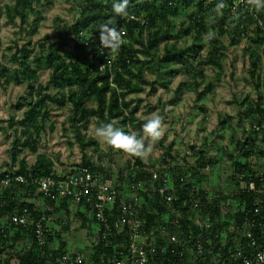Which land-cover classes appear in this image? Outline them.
<instances>
[{
  "label": "trees",
  "instance_id": "obj_1",
  "mask_svg": "<svg viewBox=\"0 0 264 264\" xmlns=\"http://www.w3.org/2000/svg\"><path fill=\"white\" fill-rule=\"evenodd\" d=\"M219 1L232 2V0H212L207 4L206 0H129V15L124 17L116 16L112 12V5L118 0H79L76 3L78 14L74 21L62 24L61 29L56 30L57 39L54 41L43 40L36 45L32 44L31 40L22 44L15 42L11 57L18 63V66L12 68L0 60V85L10 82L16 84L27 82L28 92L23 96V102L16 106L18 108L26 107L22 117L17 119L13 116L7 121V126L0 125V131L7 133L12 130L14 133L11 165L19 164L18 168L0 172V219L7 218L10 214L20 211L26 206L31 210L35 219H39L43 213L51 217L56 209L65 208L68 210V205L74 203L69 198H62L55 203L49 198H44L42 193L37 195V186L30 183V176H45L55 171L54 160L38 151L47 121H50V102L60 106H65L68 103L71 105L69 120L75 129V137L80 149L85 153L82 165L90 167L100 177L111 180L113 175L103 170L104 167L101 163L96 165L87 156V149L89 147L99 149V143L94 137L86 136L83 129L91 119L95 118L97 126L100 123L117 121L118 127L129 132V124L134 123L136 119L137 107L131 108L129 115L125 113L126 108L132 102V100L126 99V95L129 91L143 89L145 71L141 64H147L155 73L159 70L171 77L178 72V69L174 68L175 61L183 63L181 61L184 59H190L191 62H187L185 69L192 76V87L196 92V99L202 101L215 88L212 81L205 82L204 67L211 63L221 67L219 60L225 55L227 48V45H220L217 36H210L211 44L208 51L210 62L198 60L202 56L204 47L201 38L203 34H208L211 28L220 35L227 33L231 44L238 43L240 38L246 36L253 46L260 44L263 47L261 53L264 56V7L259 9L255 7L252 11L245 6H239L236 11L225 7L215 11L216 2ZM51 3V0H15L13 5H1L0 3V18L5 14L8 23L21 27V31L26 34L29 33V29L24 27L31 26L34 29L35 23L40 19L38 11H35L37 4L51 5ZM188 10L190 11L188 12L189 20L184 23L185 25L178 26L173 22L172 18ZM30 14L34 16L31 22H29ZM17 17L20 19L19 22L16 21ZM108 19H114L112 27L121 32L123 39L128 38L131 41L124 42L116 53L101 48L99 41V25ZM192 32L195 36V41L192 44L179 47L175 42H164L161 49L160 44L163 40L179 34L189 35ZM1 46L0 37V48ZM13 48L9 47L8 49L12 50ZM140 54H144L146 60H142ZM2 55L5 56V54ZM262 55L254 51L250 52L249 74L254 83L257 97L252 99L247 96L240 103L243 109L240 111L238 124L244 134L239 136L238 132H235L237 129L232 126L233 124L231 122L227 124L228 120L234 119V117L228 116V120H221L224 129L217 130L219 131L217 135H226L223 131L228 127L231 128L229 135L231 139L228 145H221L219 154H211L209 145L205 142L201 147L196 144L189 147L191 152L189 150L185 156L192 157V161L184 162L183 159L181 162L180 154L173 146L165 148L159 162H153L150 165L144 160L136 158V163L140 167L159 165V168L156 169L159 178L155 182V187L158 188L162 184L164 176H169L177 195L182 198L197 197L199 194H204L206 188H209L207 183H209L210 177L207 170L219 165L224 159L233 170L229 178L236 191L242 181L256 180L257 183L260 181L259 174L262 172L261 174L264 176V171L257 169L255 165L257 159H264V68H262L263 62H261ZM101 65H105L103 70L100 69ZM45 66L52 71L49 80L46 83L38 82L40 70ZM134 76L138 77L139 83H134ZM157 83L158 81L151 83L152 92L157 91ZM164 83L167 84L168 81ZM184 86V82L180 83L164 105L177 104ZM81 87L82 91L79 90ZM51 89L56 91L51 92ZM92 100L96 103L95 107L88 105ZM201 108L206 110L204 106ZM244 118H248L250 121V128L247 131H245L243 123ZM20 126L21 129H19ZM51 127H54L53 124ZM27 149L36 153L33 163H29L25 157L20 158V155ZM136 172L139 178H150L153 175L143 168ZM17 174L24 175L28 181H16L14 176ZM7 176L11 177L12 181L4 186L1 181ZM121 179L122 176L119 175L113 183L119 186ZM125 182L128 187L131 179ZM123 183L122 180L120 190L123 188L121 185ZM193 187L200 191L194 192ZM215 192L224 198L228 196L220 188ZM238 192L235 194L238 201L244 200L251 204L254 192L243 188ZM142 196L144 205L162 209L157 191L149 190V192H143ZM35 197L46 201L51 200L54 203L52 210L39 207L34 201H26V198ZM77 205L85 208L84 214L88 217H84L85 221L90 219L92 223L97 224L95 218L89 215L86 206L82 203ZM146 213L148 218L155 220V214L151 213V210L146 209ZM238 218L241 216L237 215ZM4 220L7 225L5 228H0V257L3 253L10 254V250L16 253L8 259L0 258V264H60L58 259L63 255L75 254V252H70L67 242L59 233L60 231L55 230L52 224L48 233L49 242L42 246L36 237L33 223L23 226L9 224L8 218ZM182 224V230L188 229V222L184 220V217ZM64 225H66V229L69 228L67 224ZM66 229L63 227L62 230ZM23 237L26 241L22 243L24 244L22 247L18 248ZM121 243L120 235L111 238L109 244H105L102 240L98 244L93 243V252L87 263L112 264L116 257H120L118 251H120ZM14 257L17 258V261L12 263ZM85 259L82 264H86Z\"/></svg>",
  "mask_w": 264,
  "mask_h": 264
},
{
  "label": "rangeland",
  "instance_id": "obj_2",
  "mask_svg": "<svg viewBox=\"0 0 264 264\" xmlns=\"http://www.w3.org/2000/svg\"><path fill=\"white\" fill-rule=\"evenodd\" d=\"M51 5L37 4L35 11H38L40 19L35 23L34 29L31 26H25L24 28L29 29V33L24 34L21 27L8 23L6 21V15L3 14L0 18V37L2 46L0 48V60H2L8 66L15 68L18 66V63L11 57L14 51V43L18 42L19 44L24 43L25 41L31 40L32 44L36 45L39 41L49 40V42L57 39L56 30H60L62 24L72 23L75 16L78 14L76 3L79 0H51ZM15 0H0L1 5L11 4L13 5ZM189 10L183 14L172 18L175 24L185 25L187 23ZM219 13V12H218ZM59 19H57V17ZM34 16L30 14L29 22L33 20ZM16 21L19 22L20 19L17 17ZM253 26V25H252ZM252 28V27H250ZM251 30V29H250ZM180 33V32H179ZM210 36H217L220 40V45H227L225 49V55L222 56L219 60L221 62V67L216 66L213 63L205 65V82L212 81L215 84V88L209 93L207 98L204 101H199L196 99L195 93L192 87L191 90H188L186 87L182 89V94L180 101L177 104L164 105L165 102L171 97L175 88L180 82H188L191 75L185 69L187 62H191L190 59H184L183 63H178L180 61H175V67L178 69V72L174 76H167L162 72L155 73L151 70L147 64H141V67L145 71V82L142 83L143 89L141 91H129L126 95L127 98L134 100L132 103L133 107H137L136 117H140L141 122H137L136 125L142 133V126L144 123V117L152 113H159L164 117V130L163 135L171 132L172 129H181L180 133L176 132L178 136V143L176 142L175 149L179 151L181 161L186 162L192 161V157L185 156L186 150L191 144H196L201 147L203 143V138L206 132L214 131L215 129L222 128L221 120H228V116L234 117V119L228 120L227 124L230 122L232 126L237 130L238 135H243V131L240 128L239 114L243 109L241 102L245 97H251L252 99L257 97V93L254 87L249 74L250 67V52L254 51L262 55V46L260 44L252 45V42L246 36L240 38V41L235 44L229 42L228 34H217V31L211 28L208 34H203L202 42L204 47L202 48V56L200 57L201 62H210L208 58V51L210 49ZM124 42H131L128 38L123 39ZM195 41V36L193 32L189 35L179 34L172 36L168 39L163 40L160 44L161 49L163 48L164 42L171 43L175 42L179 47H184L189 44H192ZM12 47L13 49H8ZM38 49V47H36ZM2 54H5L3 56ZM142 60H146L144 54H140ZM262 68H264V56L262 55ZM171 66V65H170ZM154 69V68H153ZM51 69L46 67L40 70V78L38 82L46 83L49 80ZM160 73V74H158ZM134 83H139L137 76L133 77ZM158 81L156 84L157 91L152 92V85L154 82ZM165 84L164 82H167ZM184 82V83H185ZM203 86V85H202ZM82 91V87L79 89ZM51 92L56 90L51 89ZM28 92V84L24 82L22 84H16L14 82L4 83L0 85V125L7 126L8 120L15 116L17 119H20L23 115L26 107H16L18 103L23 102V96ZM89 106H96V103L92 100L88 103ZM200 105H204L207 110L200 109ZM49 112L51 114L50 121H47L46 130L42 134V138L39 142V152L46 154L48 157H51L54 160V169L55 172H67L68 169L75 164L82 162L85 153L80 149L79 143L76 139L75 129L71 126L69 118L71 117V105L68 103L65 106H60L54 102L49 103ZM207 115V123H205L204 118ZM228 118V119H227ZM95 118L91 119L84 127L83 131L86 132V136L95 137L94 135V126H97L95 123ZM248 118L243 119L244 126L247 131L250 128ZM53 124L54 127H51ZM203 124V125H202ZM204 126V129H202ZM22 127L20 126L19 129ZM138 129H132V131H139ZM244 131V132H245ZM226 136L230 135L231 128H226L223 131ZM183 133V134H181ZM162 135V137H163ZM161 137V138H162ZM180 139L181 142L179 141ZM14 140V133L12 130L7 131V133L0 131V172L9 170L11 168H18V163L16 165H11V150L12 143ZM97 140V139H96ZM217 141L214 145L208 146L210 148L211 154H219L221 145H228L227 137H215ZM98 142V140H97ZM99 143V142H98ZM180 143V144H179ZM225 143V144H224ZM217 144V145H216ZM99 149L95 147H89L86 151L87 156L92 159L98 165L101 163L103 170L109 172L113 175V179L116 180V176L119 177V169L131 162L132 158L126 157L123 153L119 151H114L107 148L99 143ZM114 151V152H113ZM113 152V153H112ZM191 152V150H190ZM162 154V149L159 146V141L154 147L153 154L147 159L151 161V157L159 158ZM103 155V157H102ZM25 157L29 163H33L36 158V153L25 150L20 158ZM102 157L103 162L100 160ZM110 158V159H109ZM186 158V160H185ZM107 162V163H106ZM259 162V159L256 160V163ZM103 163L106 165H103ZM207 173L210 177L209 187L210 189L216 190L214 186H218L225 191H229L230 178L229 175L233 172L231 166L224 159L220 162L219 165L214 166L211 170H207ZM208 184V183H207ZM76 218V216L74 217ZM7 219L1 218L0 221ZM69 222L70 230L76 234H68L67 241L69 242V249L72 251L74 249H80L78 251L81 253L84 258H86L85 263L90 260V254L93 252V245L90 240L89 234L87 235V230L82 228V226L71 227L75 223V219H70ZM77 221V219H76ZM76 231V232H74ZM78 233L82 234V237L77 235ZM92 238L94 235L91 236ZM94 243V242H93ZM24 244L19 243V247H22ZM7 254V253H6ZM7 258L2 256V259ZM14 262L17 261V258L14 257Z\"/></svg>",
  "mask_w": 264,
  "mask_h": 264
},
{
  "label": "built area",
  "instance_id": "obj_3",
  "mask_svg": "<svg viewBox=\"0 0 264 264\" xmlns=\"http://www.w3.org/2000/svg\"><path fill=\"white\" fill-rule=\"evenodd\" d=\"M210 2L212 0H206L207 4ZM218 4L233 11L239 6L249 7L251 11L256 7L248 0L219 1L216 6ZM104 67L101 65L100 69ZM128 165L119 169L122 176L119 186L81 162L67 172L30 176V183L37 186V195L42 193L44 198L55 203L69 198L86 206L97 223L92 239L95 244L100 240L109 244L111 238L120 235V257L112 264H264V176L261 171L258 183L256 180L242 181L239 187L254 192L249 204L235 198L239 189L236 191L232 183H229L232 187L229 191L220 188L228 194L227 198L210 188L197 197L182 198L176 194L169 176H164L162 184L155 187L159 165L140 167L136 158ZM142 168L153 175L139 178L136 171ZM14 178L19 182L28 181L21 174ZM128 179L131 182L127 187L125 181ZM10 181L12 178L7 176L1 182L7 186ZM149 190L159 193L161 210L144 205L142 193ZM193 191L200 190L193 187ZM51 200L42 199L48 210L53 208ZM26 201H34V198H26ZM146 209L155 214V220L146 216ZM237 215L241 218L237 219ZM183 217L188 229L182 230ZM7 218L8 223L14 225L33 223L38 242L42 246L49 242L52 219L46 213L35 219L26 206ZM84 259L81 253H67L58 261L60 264H82Z\"/></svg>",
  "mask_w": 264,
  "mask_h": 264
},
{
  "label": "clouds",
  "instance_id": "obj_4",
  "mask_svg": "<svg viewBox=\"0 0 264 264\" xmlns=\"http://www.w3.org/2000/svg\"><path fill=\"white\" fill-rule=\"evenodd\" d=\"M249 4L255 5L258 9L264 7V0H248ZM129 0H118L112 5V12L116 16H128ZM225 7L218 4L215 11ZM114 19H108L99 25V41L101 48L116 53L123 45L122 34L115 27H112ZM142 126V135L135 131L126 132L118 127L117 121L100 123L94 126V135L98 142L114 151L123 153L128 158H138L146 161L154 152V147L163 135L164 117L157 113L145 116Z\"/></svg>",
  "mask_w": 264,
  "mask_h": 264
},
{
  "label": "crops",
  "instance_id": "obj_5",
  "mask_svg": "<svg viewBox=\"0 0 264 264\" xmlns=\"http://www.w3.org/2000/svg\"><path fill=\"white\" fill-rule=\"evenodd\" d=\"M192 76L190 77V79H188V82H185V86L184 87H186L188 90H191L192 89V87H189V86H191L192 85ZM180 83H182V82H180ZM179 83V84H180ZM178 84V85H179ZM178 85H177V87H178ZM176 87V88H177ZM183 87V88H184ZM175 88V89H176ZM175 91V90H174ZM194 91V90H193ZM194 93H195V91H194ZM210 93H213V92H210ZM173 94H174V92H173ZM172 94V95H173ZM181 94H182V92H181ZM171 95V96H172ZM209 95V94H208ZM207 95V96H208ZM195 96H196V93H195ZM207 96H206V98H207ZM126 99H129V100H132V102H131V104H130V106L128 107V108H126V110H125V113L127 114V115H129V113L131 112V108H134L133 107V105H132V103L134 102V100L133 99H131V98H127L126 97ZM208 99V98H207ZM202 101H204V99L202 100ZM201 106L202 105H200V109L202 110V108H201ZM204 106V105H203ZM205 107V106H204ZM206 108V107H205ZM206 110H207V108H206ZM206 110H205V112H206ZM136 116V115H135ZM206 117V119L208 118L207 117V115L205 116ZM141 118L140 117H136V119H135V121H134V123H130L129 124V128H128V130L129 131H132V129H138V126L136 125V123L137 122H141ZM205 123H207V120L205 121ZM203 125V124H202ZM202 129H204V126H203V128ZM220 128L218 127V129H215L214 131H217V130H219ZM139 130V129H138ZM180 131H181V129H172L171 130V132H169V133H167L165 136L163 135V137L162 138H160L159 139V146H160V148L162 149V154L164 153V150H165V148H167V147H169V146H173L174 147V149H175V147H176V142L178 141L177 139H178V136L179 135H176L175 133L176 132H178V133H180ZM183 131V130H182ZM181 131V132H182ZM214 131H210L209 133L208 132H206V134L204 135V138H203V143L201 144V146L205 143V142H207V144L210 146V145H214L217 141L215 140V137L216 136H218V137H222V138H225V137H227V139H228V144L230 143V136H226V135H224V136H220V135H217V134H219L218 132L219 131H217L216 133L214 132ZM135 132H137L138 134H140V135H142L141 134V131L139 130V131H135ZM181 134H183V133H181ZM181 140L182 139H180L179 141L181 142ZM178 143V142H177ZM180 144V143H179ZM225 144V143H224ZM192 145V144H191ZM191 145H189V147L191 146ZM217 145V144H216ZM198 146V145H197ZM187 148V150L185 151V152H189V150H190V148ZM176 150V149H175ZM114 152V151H113ZM112 152V153H113ZM176 152L177 153H179V151L178 150H176ZM162 154H161V156L159 157V158H157V157H151V161L152 162H159V160L161 159V157H162ZM103 156V155H102ZM110 159V158H109ZM102 162H103V158H102V160H101ZM107 163V162H106ZM145 163H147V164H151V162H149L148 160H146L145 161ZM127 164H129V163H127ZM103 165H105L104 163H103ZM106 166V165H105ZM256 167H257V169H260V170H262V171H264V159H262V160H259V163H256V165H255ZM116 178H117V176H116ZM111 181H114L115 182V180L112 178L111 179ZM209 182V181H208ZM208 185V187H209V183L207 184ZM212 186H213V188H216V189H219L218 188V186L216 187V186H214L213 184H212ZM210 188V187H209ZM34 202H35V204L37 205V206H39V207H44V205H43V201H42V199L41 198H39V197H35L34 198ZM84 212H85V208L83 207V206H81V205H77V204H75V203H70L69 205H68V210L67 209H65V208H59V209H56V211H55V213L51 216V219H52V221H51V224L53 225V227L55 228V230H57V231H60L59 233L61 234V237L67 242V246H68V249H69V242L67 241V235L68 234H70V235H72V234H76V233H73L71 230H70V226H69V222L71 223V221H70V219L72 220V219H75V223H73L72 225H71V227H77V226H82V228L84 227V229L85 230H87V235L89 234V236L90 237H88V238H90V240L92 241V235L94 234V228L96 227V224L95 223H92V221L89 219H87L86 221H85V219H84V217H86V218H88L87 217V215L86 214H84ZM76 216V218H74ZM90 218V217H89ZM76 219H77V221H76ZM64 224H67V226L69 227L68 229H66V225H64ZM6 225L7 224H5V220H2V221H0V228L1 227H6ZM63 227L66 229V230H62L63 229ZM74 232H76V231H74ZM77 235H79L80 237H82V234L81 233H78L77 232ZM26 241V239H25V237H23L21 240H20V242L21 243H24ZM92 244H93V241L91 242ZM70 250V249H69ZM78 251H82V250H80V249H74V250H70V252H75V253H78ZM8 252V251H7ZM16 252L15 251H12V250H10V254L9 253H7V254H5V253H3L2 255H1V257L0 258H2V256H4V257H7V259L8 258H10L12 255H14ZM13 260H15L14 258L12 259V263H15Z\"/></svg>",
  "mask_w": 264,
  "mask_h": 264
}]
</instances>
